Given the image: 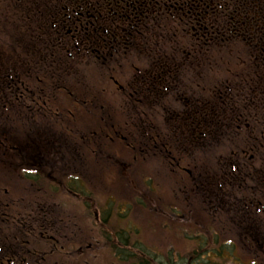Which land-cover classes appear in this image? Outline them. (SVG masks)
<instances>
[{"label": "flooded vegetation", "instance_id": "flooded-vegetation-1", "mask_svg": "<svg viewBox=\"0 0 264 264\" xmlns=\"http://www.w3.org/2000/svg\"><path fill=\"white\" fill-rule=\"evenodd\" d=\"M174 4L0 0V264H133L131 204L92 185L116 181L119 168L131 177L139 157L183 182L192 202L171 208L178 220L200 207L215 223L228 214L241 248L256 254L250 264H264V86L249 87L246 65L245 84L227 72L218 86L215 70L204 82L198 64L158 63ZM91 68L120 94L128 134L115 124L104 132L101 120L115 115L104 111L106 89L88 90ZM218 139L230 144L219 166Z\"/></svg>", "mask_w": 264, "mask_h": 264}, {"label": "rangeland", "instance_id": "rangeland-1", "mask_svg": "<svg viewBox=\"0 0 264 264\" xmlns=\"http://www.w3.org/2000/svg\"><path fill=\"white\" fill-rule=\"evenodd\" d=\"M89 72L90 82H92L90 85L93 87L88 90L100 92L102 88L106 89L101 101L105 106L104 111L115 115L112 120H101L105 127L104 132L113 124L125 131L127 120L120 110L121 97L117 89L106 81L105 76L96 72V69L91 68ZM72 90L80 92L82 87L78 85V88H72ZM124 133L128 134L127 131ZM103 136L106 135L103 134ZM103 143L111 144L105 138ZM229 150V142L218 139L213 152L215 155L214 164L218 165V160H221L223 155H228ZM112 153V149L106 150L104 158L107 155H113ZM121 154L124 156L122 157L125 159L124 161L131 159L128 154L127 156H125L126 153ZM134 165V171L130 172L132 178H128L123 168H119L120 173L116 181L112 180L103 184L95 183L92 187H97L106 199L113 195L118 203L128 202L131 204L130 211L124 213L127 218L123 222L133 225L134 237L131 242L152 253L147 255L148 262L146 261L145 264H250L255 260L258 261L256 254L253 255L252 251L241 248V233L236 229H230L228 214H221L218 217L219 221L216 222L218 224H216L213 221L214 217H211L203 207H200L193 215L185 210L184 218L181 221L177 219L171 208L178 207L179 204L185 207L192 202V199L186 201L187 193L180 191L183 182L177 173L171 172L166 164L164 165L156 158L142 159L139 157ZM166 207L167 212L169 211L172 215L161 213V210L165 211ZM216 237L220 244L227 245L230 241L236 243L238 246L234 247L235 253H232L233 247L230 246H227V249L217 250V252H209L216 246L214 243ZM142 249L134 248L135 258L140 264L142 263L140 258L145 257ZM160 255L165 256L164 263L160 262ZM169 256L172 258L170 263ZM260 261L264 262L263 258Z\"/></svg>", "mask_w": 264, "mask_h": 264}, {"label": "trees", "instance_id": "trees-1", "mask_svg": "<svg viewBox=\"0 0 264 264\" xmlns=\"http://www.w3.org/2000/svg\"><path fill=\"white\" fill-rule=\"evenodd\" d=\"M173 1L174 9L166 14V20L162 19L161 39L155 44L158 49H167L166 55L156 56L158 63L173 65L177 72L198 64L199 80L204 82L208 80V69L215 70L218 86L224 85L227 72H239L237 79L245 84L241 70L246 65L247 72L254 74L247 78L249 87L258 90L264 86V53H259L264 50V0ZM216 99L221 105V98ZM215 242L218 246L209 252L227 249L217 237ZM142 251L145 261L141 264H145L147 255L152 253L148 249ZM171 260L169 256V263ZM133 264L140 263L134 259Z\"/></svg>", "mask_w": 264, "mask_h": 264}]
</instances>
